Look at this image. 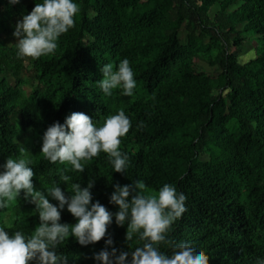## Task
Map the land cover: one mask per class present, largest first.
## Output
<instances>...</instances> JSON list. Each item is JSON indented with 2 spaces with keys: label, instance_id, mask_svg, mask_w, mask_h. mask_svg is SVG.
Masks as SVG:
<instances>
[{
  "label": "trees",
  "instance_id": "16d2710c",
  "mask_svg": "<svg viewBox=\"0 0 264 264\" xmlns=\"http://www.w3.org/2000/svg\"><path fill=\"white\" fill-rule=\"evenodd\" d=\"M35 2L0 0V164L29 155L41 191L58 170L71 177L68 190L94 177L93 202L113 212L115 183L141 179L153 191L174 184L187 200L171 236L198 243L210 264H257L264 257V0H77L74 26L54 53L18 58L12 33ZM248 42L253 52L242 61ZM125 57L134 94L104 95L100 65ZM121 108L132 122L120 144L130 158L127 175L113 171L104 152L84 162L82 173L40 152L44 131L70 113L84 112L99 125ZM61 222H76L67 208ZM38 223L23 190L0 209L10 232L28 233ZM107 231L119 250L142 243L126 241L127 225L113 222ZM105 239L82 246L70 236L60 251L69 264H95Z\"/></svg>",
  "mask_w": 264,
  "mask_h": 264
},
{
  "label": "clouds",
  "instance_id": "9594fccd",
  "mask_svg": "<svg viewBox=\"0 0 264 264\" xmlns=\"http://www.w3.org/2000/svg\"><path fill=\"white\" fill-rule=\"evenodd\" d=\"M19 2L9 0V4ZM79 11L77 0H36L32 10L15 24L12 34L17 37V57L39 58L54 53L58 39L74 26ZM100 72L98 87L104 95H113L115 89H120L122 95L134 94L137 81L127 57L115 65H100ZM131 127V119L123 108L106 116L99 125L88 114L74 111L63 123L56 121L44 131L40 152L49 162H67L80 173L85 170L84 162L104 152L113 171L127 175L130 158L120 144ZM32 163L29 155H21L8 157L0 164V209L7 208L23 190L24 199L35 205L39 217V223L28 233L22 229L10 232L5 224H0V264H69V254L60 249L70 236L82 246L107 236L105 247L93 254L95 264H210L209 253L198 243L177 241L170 235L173 224L186 211L187 200L174 184L163 183L153 191L141 179L123 185L115 183L109 198L111 204L118 206L113 212L99 200L93 202L94 177L86 186L71 182L68 190L71 177L58 170V179L41 191L34 185ZM61 183L67 185V192ZM65 208L75 223L61 222ZM113 222L127 225V242L135 237L142 243L130 251L117 249L107 231ZM257 264H264V257H258Z\"/></svg>",
  "mask_w": 264,
  "mask_h": 264
},
{
  "label": "rangeland",
  "instance_id": "374dc122",
  "mask_svg": "<svg viewBox=\"0 0 264 264\" xmlns=\"http://www.w3.org/2000/svg\"><path fill=\"white\" fill-rule=\"evenodd\" d=\"M246 50H247V53L245 54V55H243L242 56V61H246V60H248L249 59V57H250V55L252 54V52H253V42H248L247 44H246ZM203 56H205L203 59H205L206 60V57H207V55H203ZM205 60H201L200 61V64L201 65H203L205 68H207V69H212V67L208 64V62H206ZM9 79L10 80H12L13 78H11V75H10V77H9ZM16 123H17V125L20 127V123H19V119H16Z\"/></svg>",
  "mask_w": 264,
  "mask_h": 264
}]
</instances>
